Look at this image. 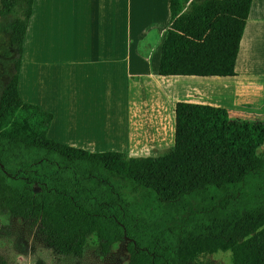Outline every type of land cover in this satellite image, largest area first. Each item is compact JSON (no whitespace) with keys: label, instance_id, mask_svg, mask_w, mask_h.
Wrapping results in <instances>:
<instances>
[{"label":"trees","instance_id":"trees-1","mask_svg":"<svg viewBox=\"0 0 264 264\" xmlns=\"http://www.w3.org/2000/svg\"><path fill=\"white\" fill-rule=\"evenodd\" d=\"M253 1L170 0L160 76L237 77ZM34 5L0 0L10 41L0 84V211L39 225L57 254L79 252L97 233L105 252L127 241L128 264H211L220 254L264 264V151L233 148L218 134L227 108L178 102L175 143L159 156L90 152L49 137L54 114L19 91ZM0 264H9L2 254Z\"/></svg>","mask_w":264,"mask_h":264},{"label":"crops","instance_id":"crops-1","mask_svg":"<svg viewBox=\"0 0 264 264\" xmlns=\"http://www.w3.org/2000/svg\"><path fill=\"white\" fill-rule=\"evenodd\" d=\"M144 1L115 0L112 8L107 9L100 4V0H35L31 21L33 24L37 23L40 26L45 25L46 27L57 24L59 28L75 32V37L79 38L78 40H74L72 45L73 51H71V45H67L64 57H58L55 60L50 44V36H47L44 47L38 36L34 38V41L26 36L19 91L24 101L37 104L54 114V121L49 131L50 138L90 152L121 150L122 152L128 151L132 155H140L145 150V143L147 141L141 146L136 147L132 145L126 147H121V145L103 147V142H100V140L80 132L82 128L90 127L91 122H100L104 126L113 124L115 66H126L128 93L131 99H134L144 89L146 79L152 80L153 68L151 67V72L148 71L150 69L149 64H152L153 60H157L153 56L154 52L147 61L145 51L140 52L137 48V52L144 57L147 72L137 76H131L129 72L128 17L130 11L135 8L146 9ZM257 1H253L251 15L253 8L257 6ZM78 3H83V7L76 8ZM152 4L153 2L150 3L151 6ZM155 5L156 2L153 7ZM259 11L262 15L260 8ZM116 14H121L123 17L122 21L126 23L125 29L123 25V34L124 32L126 33V52L124 54L123 42L121 56H115L112 42L108 41L105 36L98 34L99 28L109 30L110 32H113L115 29L119 30V26L114 24L113 19V16ZM95 37L99 39L94 40L93 38ZM36 42H38L37 47ZM42 51L44 52V57L41 55ZM161 51L162 49L160 48V53L157 56L159 58L157 61L156 76L159 74ZM56 65L59 68L61 67L58 73L54 70ZM237 72L238 76L235 78H201L217 80V83L222 87L230 86V97L226 98L227 100L218 101L213 99L207 101V103L229 110V124L227 128L232 127V129L228 130L226 137L229 139L233 148L260 150V147H264V79L259 76L254 68H251L247 73L241 74L237 65ZM149 84L153 88L152 83ZM23 85L27 93L30 92V97H28L27 93L24 96ZM240 87L261 89L263 105L258 108L253 107V103L250 102H248L249 106L240 105L237 102L239 97L238 89ZM200 90L198 89V91ZM196 92H189L188 87L179 84L178 95L182 98L177 99L191 103H197L198 98L205 99L204 95H196ZM155 95H158V92L153 88V96ZM165 96L170 98L167 94ZM159 100L161 102H167L166 100L162 101V91H160ZM177 103L176 100L175 107ZM147 111L150 112V109H147ZM137 113V106L132 107L131 105L128 116L131 115L133 118L134 116L137 118ZM168 114L165 104L161 111H157V114L153 113L155 125L153 127L152 137L155 141L161 138V122H168ZM233 114L236 115L237 121L235 123H233ZM144 115L145 113L143 112L141 122L144 121ZM166 126L170 128L169 123ZM254 128L259 133L253 145L247 141H237L235 134L237 129L240 131L248 130L251 133ZM171 129L172 140L174 142L171 143L170 147L175 143L176 118L175 130L173 125H171Z\"/></svg>","mask_w":264,"mask_h":264},{"label":"rangeland","instance_id":"rangeland-1","mask_svg":"<svg viewBox=\"0 0 264 264\" xmlns=\"http://www.w3.org/2000/svg\"><path fill=\"white\" fill-rule=\"evenodd\" d=\"M115 0H100V4L104 8L111 9ZM135 0H133L134 2ZM153 2L152 6L150 3ZM156 2L155 7H153ZM146 9H133L129 15V72L131 76H137L147 72L145 60L142 55L137 52V48L140 52L145 51V58L148 61L151 58V54L157 60H153L152 64H149V71L153 68L152 80L146 79L144 89L134 98L131 99L128 93V80L126 66L118 65L114 69V117H117V121L122 125H125L128 121V114L130 106H137L138 113L137 118L141 120V116L144 115V121L139 122L141 131L146 130L149 125H152L153 113L157 114V111H161L165 104L168 114V122H161V138L158 141L153 139V131H151L149 140L145 143V150L140 153L144 156H159L160 154L168 152L172 140L171 125L175 130V102H186L185 100L179 101L182 98L178 95V85L182 84L184 87H188L189 92L197 91L196 95H204L205 99H197V103L209 104L207 101H211L215 96L206 95L213 84H216L217 80L201 79V78H186L183 76L178 77H161L156 76L157 57L162 49L163 43L166 39L168 31V22L170 19V0H145ZM264 0H258L256 8L252 10L251 19L247 25L245 37L242 43V49L238 60V70L241 74L247 73L251 68H254L260 77L264 79ZM263 5V7H262ZM83 7V3L77 4L76 8ZM259 8L262 10L260 14ZM254 15V16H253ZM122 15L113 16L114 24L119 26V30L115 29L113 32L98 29V34L105 36V38L112 42V47L115 52V56H121L123 52L124 42V54L125 50V36L123 34V25L125 29V22L122 21ZM11 19V18H10ZM7 19L0 17V23L5 22ZM69 26V25H67ZM75 32L59 28L57 24L50 27L45 25L33 24L31 22L30 30L27 38L30 37L34 41L35 37H39L44 47L47 36H50V44L52 53L55 60L58 57L63 58L66 51V46L71 45V51H73L74 40L79 38L75 37ZM98 40V37L93 38ZM9 34L0 31V84L5 85L8 81V75L5 72L3 60L4 49L6 44L9 45ZM162 45V46H161ZM34 51V50H33ZM60 52V54H59ZM44 57V52H41ZM154 59V58H153ZM57 65L54 70L59 72ZM24 72V68H23ZM147 78V77H146ZM149 83H152L153 88L157 90L158 95L153 96V88ZM221 86L220 84H216ZM195 88H201L200 91ZM160 91H162V101L159 100ZM165 94L169 95L167 98ZM23 98V97H22ZM24 99V98H23ZM239 99L241 102L248 104H259L262 98L261 89L248 88V90H242L239 93ZM211 105V104H210ZM215 106V105H213ZM144 107V109H143ZM150 109V112L147 111ZM150 115V116H149ZM149 117V119L147 118ZM236 115L233 114V123H235ZM169 123L170 128L166 126ZM236 126V125H235ZM230 127V126H229ZM229 129H232L229 128ZM227 127L219 128V135L227 136ZM141 131L140 134H141ZM256 128L253 132L248 130L240 131L237 129L236 139L237 141H247L253 145V142L257 139ZM117 143L116 141H114ZM120 146L114 144V146ZM113 146L112 144H104L103 147ZM121 147H126L125 143H121ZM251 149V148H247ZM116 151V150H114ZM121 151V150H120ZM260 151H264V147H260ZM129 153L128 151H123ZM127 241L112 244L109 246L107 252L102 247V242L99 234L94 233L85 239V243L82 249L77 253L57 254L52 250L45 241L39 225H35L33 221H26L21 218L11 216L9 213L0 211V254L6 256L9 260V264H128L130 256L128 253ZM211 264H231L230 254H220L218 256L209 257Z\"/></svg>","mask_w":264,"mask_h":264},{"label":"bare ground","instance_id":"bare-ground-1","mask_svg":"<svg viewBox=\"0 0 264 264\" xmlns=\"http://www.w3.org/2000/svg\"><path fill=\"white\" fill-rule=\"evenodd\" d=\"M38 46V42H36V47ZM216 84H218L216 82ZM213 84L211 89L207 91L206 95L208 96H215L214 99L218 101H225L226 98L230 97V86L222 87ZM201 89V88H197ZM23 93L24 96L27 93L25 86L23 85ZM28 97H30V92L27 93ZM219 95V96H217ZM148 118V117H147ZM149 119V118H148ZM141 120L134 118L129 115L128 121L125 125H122L120 122L117 121V117H114L113 124H104L100 122H91L90 127H84L80 130V132L86 134L87 136L94 137L102 144H119L121 145L122 142L125 143V146H141L146 141L149 140L151 131H153V127L155 125L154 121L152 120V125H149L146 130L141 131V126L139 124ZM141 131V134L140 132ZM116 141L117 143H115Z\"/></svg>","mask_w":264,"mask_h":264}]
</instances>
